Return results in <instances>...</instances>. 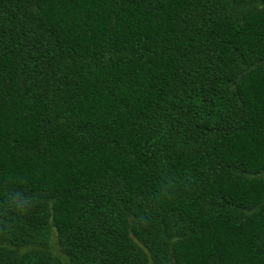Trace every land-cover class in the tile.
<instances>
[{"label": "trees", "instance_id": "16d2710c", "mask_svg": "<svg viewBox=\"0 0 264 264\" xmlns=\"http://www.w3.org/2000/svg\"><path fill=\"white\" fill-rule=\"evenodd\" d=\"M0 264H264V0H0Z\"/></svg>", "mask_w": 264, "mask_h": 264}]
</instances>
